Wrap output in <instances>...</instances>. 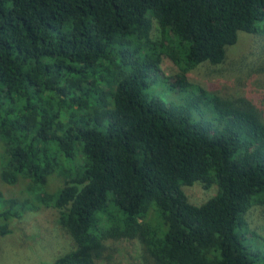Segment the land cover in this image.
<instances>
[{"label": "trees", "instance_id": "obj_1", "mask_svg": "<svg viewBox=\"0 0 264 264\" xmlns=\"http://www.w3.org/2000/svg\"><path fill=\"white\" fill-rule=\"evenodd\" d=\"M263 25L264 0H0V237L51 207L72 244L41 264L121 238L148 264H264V105L189 77ZM194 183L217 191L193 204Z\"/></svg>", "mask_w": 264, "mask_h": 264}, {"label": "rangeland", "instance_id": "obj_2", "mask_svg": "<svg viewBox=\"0 0 264 264\" xmlns=\"http://www.w3.org/2000/svg\"><path fill=\"white\" fill-rule=\"evenodd\" d=\"M160 68L163 77L176 70L167 59L162 60ZM189 77L222 97L246 98L257 105H264V29L257 33L239 32L236 43L227 47L221 63L203 62L189 72ZM162 88L157 81L154 87L157 95L163 99L172 97L178 102L179 96ZM183 191L190 202L200 204L214 195L217 189L216 186L204 188L200 183H194L183 186ZM56 213L55 209L47 207L28 211L13 220L12 231L0 237V264L49 263L66 252L72 242L67 232L57 223ZM246 222L245 228L255 233L257 244L262 247L264 206L251 207L246 213ZM106 246L99 264H148L144 259L142 245L135 238L108 240Z\"/></svg>", "mask_w": 264, "mask_h": 264}]
</instances>
